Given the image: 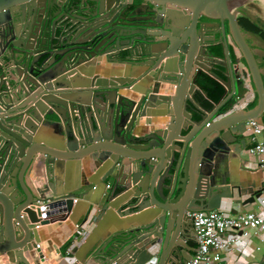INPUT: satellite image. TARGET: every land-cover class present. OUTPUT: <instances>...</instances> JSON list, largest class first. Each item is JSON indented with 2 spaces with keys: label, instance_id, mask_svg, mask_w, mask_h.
<instances>
[{
  "label": "water",
  "instance_id": "water-1",
  "mask_svg": "<svg viewBox=\"0 0 264 264\" xmlns=\"http://www.w3.org/2000/svg\"><path fill=\"white\" fill-rule=\"evenodd\" d=\"M121 2L0 0V255L9 263L36 258L41 210H67L89 192L88 185L54 191L57 158L103 166V212L134 214L89 237L86 255L96 264H182L189 248L182 239L193 236L190 212L248 195L246 205L262 194L258 186L241 191L234 170L245 161L244 119L264 110V0H142L148 15L135 17L121 11L134 7L131 0ZM141 20L148 29L136 28ZM229 36L257 96L234 129L225 119L210 122L235 92L233 80L242 79L229 60ZM202 73L224 85L206 111L197 99ZM161 109L166 124L155 118ZM193 110L200 120H191ZM192 122L199 129L178 139ZM42 124L64 137L53 145L61 151L38 138ZM197 135L200 146L191 143Z\"/></svg>",
  "mask_w": 264,
  "mask_h": 264
},
{
  "label": "crops",
  "instance_id": "crops-1",
  "mask_svg": "<svg viewBox=\"0 0 264 264\" xmlns=\"http://www.w3.org/2000/svg\"><path fill=\"white\" fill-rule=\"evenodd\" d=\"M227 42L230 63L233 68L237 69V73L241 74L242 79L240 81L233 80L236 85L235 92L229 97L225 108L212 115L210 122L216 123L220 119H225L224 124L232 126L234 129L235 125L240 124V120L245 118L246 111L257 103V96L252 94L245 62L241 58L239 49L230 36ZM235 58H240V62L237 63ZM123 66L126 68L130 67V65ZM214 71L217 74L221 73L222 77H224L221 66L215 65ZM142 86H144L143 78L136 80L133 84V88L136 90ZM173 87L174 85L172 84V89ZM197 95L201 97L202 101H209L201 88L198 90ZM200 108L203 111L208 110L201 106ZM161 110L163 113L155 118H164L163 121L166 124L170 116H168L164 109ZM200 115L201 112L193 110L191 120H200ZM181 119L184 123L188 124V119L183 117ZM249 119H255L259 124L262 122L261 125L264 129V110L254 118L244 119V127L243 124L241 126V130L244 129V131L238 136L239 140H243V145L246 148L242 152L245 161L242 164L238 163L234 170L238 183H240L241 191H244L249 186L252 188H255V186L264 187V169L258 166L257 156L246 152L252 144L249 130L246 128V122ZM200 126L192 122L187 125L186 129L181 128L178 133V139H182V137L189 136L190 134L192 136ZM37 133L39 134L38 138L43 140L48 147L54 149V151H61L53 148L54 143L63 144L64 142V137L58 135L55 127L50 125L44 126L42 124L39 126ZM198 135L191 141L196 146L202 144V138H198ZM263 137L264 131L259 135L260 139ZM240 165L242 168H240ZM52 167L54 181L52 185L54 191L65 192L67 187L72 190L79 186L88 185L84 189H89V192L84 197L72 198L73 203L67 210L63 207L66 204L54 205L52 206L54 209L51 208V211L48 208L41 210V215L37 217L38 221L36 222L39 223L40 227L38 230L40 237L39 251L36 252V258L29 259V261H31V264H81L80 260H83L87 256L85 264H96L90 258L88 259V255H86L87 244L91 241H87L89 237L92 235H105L107 232L113 230V228H117L119 223L125 219L133 217L134 214L128 215V217H120L114 209L111 210L110 215L103 212L102 205L109 194V189L104 190V186L102 187L98 184V179L105 169L100 172V166L94 171L87 157L71 160L57 158ZM92 182H97L98 187L94 189L93 186L95 185ZM107 183H110V180H107ZM31 186L33 187L32 184ZM263 190L261 197L252 203L241 204L242 199L248 196L245 195L241 198L223 199L221 208L230 211H254L264 218V204L260 201V198H264ZM45 195H51V191L46 192ZM74 199L76 200L74 201ZM43 219L48 223L40 224ZM191 232L193 234L192 237L184 236V239H182V241L187 240L186 242L189 247L187 251H183L187 259L192 255L196 245L194 228H191ZM39 254L42 258H39ZM0 264L13 263H9L5 253H2L0 255ZM214 264H264V229L250 228L249 234L240 237L229 248L225 249L221 254L220 260Z\"/></svg>",
  "mask_w": 264,
  "mask_h": 264
},
{
  "label": "built area",
  "instance_id": "built-area-1",
  "mask_svg": "<svg viewBox=\"0 0 264 264\" xmlns=\"http://www.w3.org/2000/svg\"><path fill=\"white\" fill-rule=\"evenodd\" d=\"M246 128L252 141L246 152L257 156L258 166L264 169V137L259 138L264 129L255 119H249ZM260 201L264 204V198H260ZM221 209L190 212L196 245L190 258L182 264H214L220 260L225 249L240 237L247 236L250 228L264 229V218L254 211L231 212Z\"/></svg>",
  "mask_w": 264,
  "mask_h": 264
},
{
  "label": "trees",
  "instance_id": "trees-1",
  "mask_svg": "<svg viewBox=\"0 0 264 264\" xmlns=\"http://www.w3.org/2000/svg\"><path fill=\"white\" fill-rule=\"evenodd\" d=\"M216 53L221 55V50L217 48ZM218 74L222 76L221 73ZM198 85L206 94V97L209 100L202 101L201 97L197 95V99L200 102V106L209 110L210 108H212L214 103H217L221 99L224 93V86L220 81L205 73H202L198 78ZM225 106L226 104L221 108V110H223Z\"/></svg>",
  "mask_w": 264,
  "mask_h": 264
},
{
  "label": "flooded vegetation",
  "instance_id": "flooded-vegetation-1",
  "mask_svg": "<svg viewBox=\"0 0 264 264\" xmlns=\"http://www.w3.org/2000/svg\"><path fill=\"white\" fill-rule=\"evenodd\" d=\"M123 2L121 3H125L128 0H122ZM131 2L134 4V7H130V6H126L124 5L123 7H121V11L123 12L124 16H131V17H135L137 16L136 14H141V15H148L147 10L149 7H144L141 6L142 0H131ZM152 7V6H150ZM200 20L202 21H209L212 19H206V18H200ZM136 24H138L136 26L137 29H148V27H145L146 24L150 21L148 20H141V21H134Z\"/></svg>",
  "mask_w": 264,
  "mask_h": 264
}]
</instances>
